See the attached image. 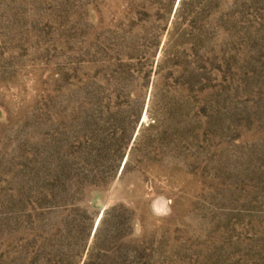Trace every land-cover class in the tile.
Listing matches in <instances>:
<instances>
[{
	"label": "rangeland",
	"instance_id": "1",
	"mask_svg": "<svg viewBox=\"0 0 264 264\" xmlns=\"http://www.w3.org/2000/svg\"><path fill=\"white\" fill-rule=\"evenodd\" d=\"M0 264H264V0H0Z\"/></svg>",
	"mask_w": 264,
	"mask_h": 264
}]
</instances>
